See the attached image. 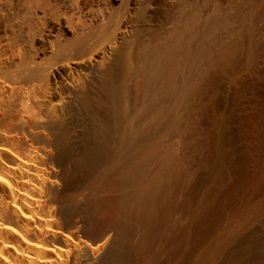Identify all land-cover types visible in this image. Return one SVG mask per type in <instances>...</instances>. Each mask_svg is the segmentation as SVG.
I'll return each instance as SVG.
<instances>
[{
	"label": "bare ground",
	"instance_id": "1",
	"mask_svg": "<svg viewBox=\"0 0 264 264\" xmlns=\"http://www.w3.org/2000/svg\"><path fill=\"white\" fill-rule=\"evenodd\" d=\"M121 2L0 0V264H255L264 162L226 184L215 79L176 92L194 41L149 52Z\"/></svg>",
	"mask_w": 264,
	"mask_h": 264
},
{
	"label": "rangeland",
	"instance_id": "2",
	"mask_svg": "<svg viewBox=\"0 0 264 264\" xmlns=\"http://www.w3.org/2000/svg\"><path fill=\"white\" fill-rule=\"evenodd\" d=\"M120 4L121 19L132 25L130 38H141L149 52L173 45L182 51L194 41L193 52L175 68L176 92L193 91L203 79H215L225 119L220 143L226 184H238L258 170L264 162V58H257V66L251 68L250 49L253 45L258 53L264 50V0H122ZM222 57L229 58V65L220 69L216 61ZM261 220L251 226L248 235H252L241 247L255 264H264V216Z\"/></svg>",
	"mask_w": 264,
	"mask_h": 264
}]
</instances>
